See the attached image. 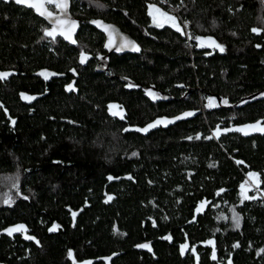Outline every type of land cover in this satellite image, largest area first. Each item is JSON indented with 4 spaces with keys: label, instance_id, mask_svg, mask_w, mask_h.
<instances>
[{
    "label": "trees",
    "instance_id": "obj_1",
    "mask_svg": "<svg viewBox=\"0 0 264 264\" xmlns=\"http://www.w3.org/2000/svg\"><path fill=\"white\" fill-rule=\"evenodd\" d=\"M149 4L175 15L184 34L153 24ZM70 12L116 24L141 51L113 54L97 72L104 37L91 25L81 24L74 46L48 42L43 19L0 1V70L17 72L0 80V231L23 224L39 241L0 233V264H71L69 250L77 263L264 264V135L212 136L217 126L264 122V31L252 32L264 29L263 0H71ZM81 52L92 56L85 65ZM70 69L76 91L64 90ZM42 71L55 75L45 81ZM210 95L222 106L206 107ZM196 107L192 118L132 129ZM250 171L262 183L245 200Z\"/></svg>",
    "mask_w": 264,
    "mask_h": 264
},
{
    "label": "snow or ice",
    "instance_id": "obj_2",
    "mask_svg": "<svg viewBox=\"0 0 264 264\" xmlns=\"http://www.w3.org/2000/svg\"><path fill=\"white\" fill-rule=\"evenodd\" d=\"M15 3L17 4H21V5H27L30 8H33L39 15L44 16L50 20H53L54 17V13L52 11L49 10L48 6L49 5H55L56 8H58L60 10L61 16H66L67 15V9H68V5H69V0H15ZM149 8V15L152 17L153 19V23L156 24L158 27H163L165 24H169L171 25V27L175 28L178 32H181L182 34H184V28L181 26V23L178 21L177 17L175 15H170L167 12H164L161 8H159L158 6H156L155 4H149L148 5ZM54 23V27H52L51 29H45L44 30V35L46 37H51L53 40H55L57 35H61L64 37V39L71 41L73 44L76 43V41L73 39V33L75 31L76 28V22L72 21V20H66V19H62V18H56L53 20ZM92 23L97 24L98 26L102 27L106 32L109 33V37L111 38L112 33L116 32V29L114 28V26L112 25H105L102 21H93ZM184 25H187V21L183 22ZM261 31H264V29H260V28H252V32L259 34ZM189 38H193L191 37L190 34ZM194 39H196L197 41H199L198 46L201 48H212V49H219V51L223 52L224 51V47L222 45H220L219 43H217V41L213 38V37H195ZM112 41L110 39L109 45H106V47L111 46ZM131 48L132 51H140V48L138 45L135 44L134 41H131L129 39H127L126 37L124 38V42L120 45V47L117 48V51H121L124 48ZM257 47H260V45H257ZM208 55H211V52L207 53ZM87 55L84 52H81L80 55V62L84 63L87 60ZM75 71V70H73ZM10 75H12V72H0V80L6 79L7 77H9ZM41 76H43L45 79H48L50 75H55L54 73H48L47 71H42L40 73ZM128 87H134L133 84L129 83ZM68 90L71 91L73 90V85H68ZM147 95H149L153 100L155 99H159L160 97L158 96L157 93H154L152 91H147ZM22 98L25 100H32L35 99V97H31V96H27L26 94H21ZM224 104H228V101L225 99L223 101ZM206 107L208 108H215L218 107L215 98L213 97H208L207 98V105ZM120 108L119 105H109V110L111 111L112 115L114 116H120L121 118H123V114L121 111H119L118 109ZM6 111V109H5ZM195 115L194 112H185L183 113L182 116H177L174 119H168V118H161V119H157L155 122L147 125L145 128H141V129H137V131H141V132H147L152 128H155L159 125H167V124H171L174 123L175 120H180L186 117H190ZM12 124H15V120H11ZM238 131V132H242L244 135H249L251 132H262L264 133V122L261 121H257L254 124H249V125H244L235 129H224V132L227 131ZM125 131H128V129H125ZM214 135L216 137H219L220 135V129L219 126H217V130L214 133ZM196 139H200V136L195 137ZM208 139H211V137H207ZM188 139H193V137H188ZM133 155H136V153H133ZM237 163H243V161H237ZM248 180H246L244 182V184H242L241 187V194L243 196V199L247 200V199H255L256 197H252V196H248L247 192L249 191L250 188H259V185L262 183L261 179H260V174L256 173V172H249L248 173ZM109 179L111 180L112 177H109ZM249 181H251V183H249ZM18 185L16 183H13L12 187H17ZM25 199H27V197H25ZM109 199H111V197H109ZM13 199L11 195H6V198L3 200V203L5 204H11L13 203ZM73 217H75L76 213L73 212L72 213ZM233 220L235 221L236 227H239V221H240V217L238 215H234L233 216ZM58 225H53L52 228L49 229V231H55L57 230ZM5 231L8 233V235H12L13 233L16 232H25L27 231L26 225L23 224H19V225H15L13 227H10L8 229H5ZM26 239H31V240H35V237L33 236H26ZM166 239H171V237H166ZM37 243H39V241H36ZM208 244H214L213 241H208ZM138 247L141 248H149L150 250V244H141L138 245ZM188 246L185 245H181V251L183 252ZM234 247H239V244L234 245ZM260 252L264 253V248L260 249ZM69 257H73L74 258V253L69 250L68 253ZM212 258L216 259V254H215V250H213L212 253ZM110 259V258H109ZM84 264H91V262H84ZM228 264H231V261L228 262Z\"/></svg>",
    "mask_w": 264,
    "mask_h": 264
},
{
    "label": "water",
    "instance_id": "obj_3",
    "mask_svg": "<svg viewBox=\"0 0 264 264\" xmlns=\"http://www.w3.org/2000/svg\"><path fill=\"white\" fill-rule=\"evenodd\" d=\"M0 1L6 2V3H8V2H13L14 4H16V5H18V6H23V7L27 8V9L32 10L33 13H34L36 16H38V17H40L41 19H43V20H44V21L50 26L49 29H51L52 27L55 26L54 23H53V20L56 19V18H62V19H66V20H69V19H70V20H72V21H75V22H76V28H75V31H74V33H73V39L76 41V34H77V32L79 31L80 23H79V19H78L77 17L73 16V15L71 14V12H70L71 0H69V5H68L67 15H66V16H61V13H60V10H59V9L57 10V12H55V11H53L52 9H50V8L48 7L49 10L52 11V12L54 13L53 20H50V19H48V18H46V17H44V16L39 15V14H38L33 8H30V7H28L27 5H21V4H17V3H15V0H0ZM147 11H148V13H149V8H148V7H147ZM93 21H102L105 25H112V26H114V28L116 29V32L112 33V36H111V38H110V37H109V33L106 32L102 27L98 26L97 24L92 23ZM85 23L91 25L92 27L96 28L98 31H100L101 33H103V34L105 35V40H104V44H103V49L105 50V54L102 55L101 57H99V59H98V63H97V65H96V67H95V70H96L97 72H108V71H109L110 63H109L108 57H109L111 54H116V55H122V54H124V53L134 54V53H138V52L141 51V47H140V45L138 44V42H137L135 39H133L129 34H127V33L123 32V31H121V29H120L116 24H114V23H112V22L104 21L103 19H100V18H91V19L86 20ZM57 36L62 37L63 40H64L65 42H67L68 44H70V45H72V46L76 45V43H77V42H76L75 44H73L71 41L64 39L63 36H61V35H57ZM125 37H126L127 39L131 40V41H134L135 44L139 46L140 51H138V52H136V51H132L131 48H127V47L124 48V49L121 50V51H117V48L120 47V45L124 42V38H125ZM110 39H111V41H112V44H111V46L106 47V45H109ZM0 72H12V75H10L9 77H7L6 79H9L11 76L17 74V72H16L15 70H12V69H9V70H0ZM119 78H120L121 80H125V79H124L123 77H121V76H119ZM6 79H3V81L6 80ZM67 89H68V88H67ZM67 91H69V90H67ZM71 91H76V89H75V85L73 86V90H71ZM259 92H261V93L264 92V89L260 90ZM256 94H257V93H256ZM254 95H255V94L249 95V96H247V98H252ZM210 96H212V95H210ZM162 97L168 99V94L163 93V94H162ZM215 97L217 98L218 102L220 103V98H219V96L216 95ZM235 105H236V104H232V107H234ZM5 109H6V108H4L3 110H4V112L6 113V117L10 120V124L13 126V124L11 123V120H14V119L10 117V115H9V113H8V110L6 109V111H5ZM184 113H185V112H184ZM257 121H259V120L251 121V122H244V123L234 124V125H231V126H228V127H224V128H219V129H220V135H221V134H227V133H238V134H240L242 137H250V136H253V135H261V136H263L264 133H262V132H251L249 135H244L242 132H238V131H234V130H233V131H227V132H224V131H223V130L226 129V128H228V129H235V128H238V127H241V126H244V125L254 124V123L257 122ZM216 130H217V129H216ZM216 130L214 131V133L216 132ZM108 178H109V177H108ZM217 194H218V193H217ZM205 207H206V203H205L204 201L200 202V203L197 205V207L195 208L194 216H193L192 219L189 221V223L194 222V221L196 220L197 215L203 213V211L205 210ZM18 225H19V224H18ZM8 228H10V227H7L6 229H8ZM0 233L8 234V233L5 231V229H4V230H1ZM70 258H71V260H72V264H77V263H76V260H75L73 257H70ZM81 264H84V262H82Z\"/></svg>",
    "mask_w": 264,
    "mask_h": 264
},
{
    "label": "flooded vegetation",
    "instance_id": "obj_4",
    "mask_svg": "<svg viewBox=\"0 0 264 264\" xmlns=\"http://www.w3.org/2000/svg\"><path fill=\"white\" fill-rule=\"evenodd\" d=\"M23 7V6H22ZM50 9H52L53 11H55V12H57V10H58V8H56L55 7V5H49L48 6ZM72 14V13H71ZM170 15H173V14H171V13H169ZM74 16V15H73ZM76 17V16H75ZM78 19H79V23H80V26H81V24L82 23H84L85 24V21L86 20H81L79 17H77ZM178 19V18H177ZM151 20H152V22H153V19H152V17H151ZM179 21V20H178ZM47 24V23H46ZM154 24V23H153ZM48 25V24H47ZM156 25V24H155ZM164 26H168V27H170V28H173V27H171V25H169V24H165ZM183 27V26H182ZM50 28V26L48 25V27H47V29H49ZM94 28V27H93ZM95 30H97L96 28H94ZM173 29H175V28H173ZM79 30H80V27H79ZM176 30V29H175ZM98 31V30H97ZM177 31V30H176ZM100 34H102L103 35V37H104V40H105V35L103 34V33H101L100 31H98ZM178 32V31H177ZM178 33H181V32H178ZM77 34H78V32H77ZM76 34V35H77ZM56 39H60V40H62L63 42H65L64 40H63V38L62 37H60V36H56V38H55V40ZM50 40H53L51 37H50V39H47V41L49 42ZM104 40H103V44H104ZM187 40H189V36H188V34H187ZM199 42V41H198ZM66 44H68L67 42H65ZM68 45H70V44H68ZM102 47H103V45H102ZM104 50V49H103ZM104 54H105V50H104ZM104 54H102V55H104ZM102 55H100V56H98V58L95 60L96 61V63H95V65H94V68L96 67V64L98 63V59H99V57H101ZM111 55H113V54H111ZM110 55V56H111ZM115 55V54H114ZM109 56V57H110ZM88 58H87V60L84 62V63H82L83 65H85L87 62H88V60H90V59H92L91 57L92 56H87ZM108 57V58H109ZM49 73V72H48ZM69 73H70V77L68 78V80L64 83V90H68L67 88H68V85H75V79H76V73L73 71V69H70L69 70ZM51 76V75H50ZM49 76V77H50ZM44 78V77H43ZM44 80L45 81H48L49 80V78L48 79H45L44 78ZM209 97H213V96H209ZM208 98V97H207ZM214 98V97H213ZM27 101H30V100H27ZM217 103H219L218 102V100H217ZM221 106H222V104L221 103H219ZM224 106V105H223ZM119 110V109H118ZM187 110H189V109H186V110H181L179 113H178V116H182L183 115V111H185V112H194L195 113V115H193V116H190V117H186V118H192V117H194V116H196V114H198L199 113V110L197 109V107L196 108H192V109H190L189 111H187ZM120 111V110H119ZM110 112V114H112L111 113V111H109ZM114 116V115H113ZM161 118H168V119H174V118H170V117H157V118H155L154 120H152V121H150L149 123H147V125H149V124H151V123H153V122H155L157 119H161ZM146 125V126H147ZM167 125H169V124H167ZM166 125V126H167ZM145 126V127H146ZM160 126H162V127H164L165 125H159V126H157V127H155V128H158V127H160ZM144 127V128H145ZM226 127V126H225ZM155 128H152V129H150V130H153V129H155ZM132 129H134V130H136V129H138L136 126H132ZM149 130V131H150ZM212 136H214V131H212ZM206 208V207H205ZM195 211V210H194ZM17 233V235H19L22 239H24L25 241H29L30 239H26L25 237L26 236H29V234L27 233V231H26V233L25 232H16ZM30 241H33L34 243H37L36 242V240H30ZM189 249H191V251L192 252H194V247H190ZM185 253V252H184ZM69 260L71 261V264H72V260H71V258L69 257ZM107 262V261H106ZM76 263H77V261H76ZM77 264H81V262H78Z\"/></svg>",
    "mask_w": 264,
    "mask_h": 264
},
{
    "label": "rangeland",
    "instance_id": "obj_5",
    "mask_svg": "<svg viewBox=\"0 0 264 264\" xmlns=\"http://www.w3.org/2000/svg\"><path fill=\"white\" fill-rule=\"evenodd\" d=\"M198 44H199V42H198ZM199 48H201V47H199ZM205 48H207V47H205ZM209 49H212V48H209ZM212 50H215V49H212ZM219 50V49H218Z\"/></svg>",
    "mask_w": 264,
    "mask_h": 264
},
{
    "label": "built area",
    "instance_id": "obj_6",
    "mask_svg": "<svg viewBox=\"0 0 264 264\" xmlns=\"http://www.w3.org/2000/svg\"><path fill=\"white\" fill-rule=\"evenodd\" d=\"M263 3H264V0H263Z\"/></svg>",
    "mask_w": 264,
    "mask_h": 264
}]
</instances>
